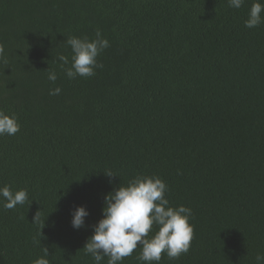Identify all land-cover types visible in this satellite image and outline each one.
Returning <instances> with one entry per match:
<instances>
[{
  "label": "trees",
  "instance_id": "16d2710c",
  "mask_svg": "<svg viewBox=\"0 0 264 264\" xmlns=\"http://www.w3.org/2000/svg\"><path fill=\"white\" fill-rule=\"evenodd\" d=\"M253 2L0 0V110L20 124L0 136V187L28 192L14 209L0 198V264H33L44 248L50 264H95L82 248L104 197L137 175L159 176L170 205L192 210L189 251L162 253L159 264H256L264 22L245 27ZM97 30L110 43L97 57L103 67L69 79L58 60L71 57L67 38L94 39ZM55 87L61 93L50 95ZM80 205L89 215L75 229ZM140 251L122 264H141Z\"/></svg>",
  "mask_w": 264,
  "mask_h": 264
},
{
  "label": "clouds",
  "instance_id": "9594fccd",
  "mask_svg": "<svg viewBox=\"0 0 264 264\" xmlns=\"http://www.w3.org/2000/svg\"><path fill=\"white\" fill-rule=\"evenodd\" d=\"M230 7L239 9L244 0H228ZM264 3L254 0L245 20V27L255 28L264 22L261 13ZM66 44L71 48V57L59 54L60 68L69 79L92 77L96 69L103 65L97 57L110 46L107 38L100 30L94 39L87 36H69ZM4 56V47L0 44V58ZM48 80L55 83L57 72L47 69ZM60 87L49 90L50 95H59ZM20 130L16 114H8L0 110V136H13ZM106 176H118L111 171ZM111 183V179L109 181ZM167 184L156 175H137L127 184L107 193L104 197L102 218L93 225V234L82 248L86 255H91L95 264H102L107 258V264H122L124 258L131 256L139 246L141 251L136 257L141 264H159L162 253L169 259H177L186 254L193 238V226L189 223L192 210L184 205L173 207L166 198ZM0 198L5 209H14L28 201L26 189L13 191L9 185L0 187ZM89 215L83 205L72 211L71 224L73 228L85 227V218ZM40 221V211H37L33 222ZM44 223V222H43ZM154 234L149 235L150 232ZM34 242H36L34 240ZM43 256L33 261V264H50L47 259L48 249H43ZM256 264H264V254H257Z\"/></svg>",
  "mask_w": 264,
  "mask_h": 264
}]
</instances>
